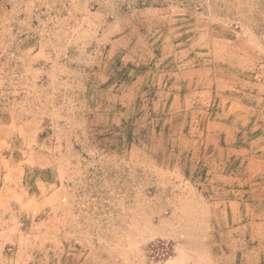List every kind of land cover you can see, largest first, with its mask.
I'll use <instances>...</instances> for the list:
<instances>
[{"label": "rangeland", "instance_id": "rangeland-1", "mask_svg": "<svg viewBox=\"0 0 264 264\" xmlns=\"http://www.w3.org/2000/svg\"><path fill=\"white\" fill-rule=\"evenodd\" d=\"M0 264H264V0H0Z\"/></svg>", "mask_w": 264, "mask_h": 264}, {"label": "crops", "instance_id": "crops-1", "mask_svg": "<svg viewBox=\"0 0 264 264\" xmlns=\"http://www.w3.org/2000/svg\"><path fill=\"white\" fill-rule=\"evenodd\" d=\"M208 93H210V91H207Z\"/></svg>", "mask_w": 264, "mask_h": 264}]
</instances>
